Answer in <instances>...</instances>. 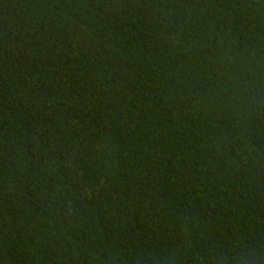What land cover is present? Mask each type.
<instances>
[{
  "label": "trees",
  "instance_id": "1",
  "mask_svg": "<svg viewBox=\"0 0 264 264\" xmlns=\"http://www.w3.org/2000/svg\"><path fill=\"white\" fill-rule=\"evenodd\" d=\"M0 264H264V0H0Z\"/></svg>",
  "mask_w": 264,
  "mask_h": 264
}]
</instances>
